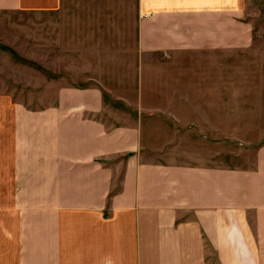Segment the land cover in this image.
Instances as JSON below:
<instances>
[{
  "label": "crops",
  "instance_id": "1",
  "mask_svg": "<svg viewBox=\"0 0 264 264\" xmlns=\"http://www.w3.org/2000/svg\"><path fill=\"white\" fill-rule=\"evenodd\" d=\"M37 1L65 14L73 4L75 43L99 24L123 71L108 61L113 77L60 87L40 111L18 106L0 264H264V145L253 166L232 168L188 160L177 140L191 117L175 107L205 105L190 92L205 90V57L253 50L247 0Z\"/></svg>",
  "mask_w": 264,
  "mask_h": 264
},
{
  "label": "rangeland",
  "instance_id": "2",
  "mask_svg": "<svg viewBox=\"0 0 264 264\" xmlns=\"http://www.w3.org/2000/svg\"><path fill=\"white\" fill-rule=\"evenodd\" d=\"M41 3L19 0L17 7L0 8V210L6 213L0 219L7 225L11 220L7 212L17 193L12 117L21 110L18 106L40 111L57 97L60 87L90 76L103 82L104 76L117 72L108 61H118L119 77L123 71L122 58L106 57L111 51L106 50L99 24L83 25L85 31L94 32V40L83 34V40L75 43L73 4L65 14L63 8L47 10ZM244 13L251 24L253 50L232 57H205V90L190 91L204 92L205 105L175 107L191 117V121H181L184 144L177 138L188 150L186 158L204 160L205 166L249 168L256 161L257 149L264 145V0H247ZM119 29L126 32L127 27ZM120 39L114 48L126 47V35ZM0 240L1 250H8L3 227ZM208 257L216 258L212 251Z\"/></svg>",
  "mask_w": 264,
  "mask_h": 264
}]
</instances>
